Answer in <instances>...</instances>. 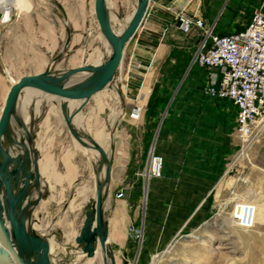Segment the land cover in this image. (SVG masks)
<instances>
[{"label":"crops","instance_id":"crops-1","mask_svg":"<svg viewBox=\"0 0 264 264\" xmlns=\"http://www.w3.org/2000/svg\"><path fill=\"white\" fill-rule=\"evenodd\" d=\"M22 2H28L23 9L28 10L30 0ZM172 6H187L190 13L208 25L216 22L218 31L229 33L243 28L253 11L245 21L240 20L241 12L254 6L264 9V0H151L141 27L126 46L115 77L114 86L119 87L120 96L111 89L115 104L119 103V115L120 98L124 104L119 120L124 127L119 130L117 126L111 143L113 165H119V173L112 175L104 206L108 243L117 261V252L128 260L140 251L141 263H146L147 258L171 246L212 195L240 148L235 103L204 91L207 70L195 62L202 31L194 26L184 32ZM45 8L20 12L12 24L0 28V55L4 52L5 66L12 65L13 52L32 50L34 69L18 79L43 72L51 65L53 68L61 53L68 50L77 51L76 62L70 67L81 66L79 51L85 50L97 26L101 30L95 0H50L45 2ZM7 72L10 73L8 69ZM18 79L5 76L0 65V116L10 80ZM153 114L160 117L150 140ZM116 119L111 118L109 132L100 131L109 139ZM151 146L163 156V173L143 182L139 172L147 165ZM9 150L12 156L19 154ZM39 164L40 190L48 196L50 186L40 161ZM120 191L123 197L116 196ZM37 194L32 187V200ZM45 199L36 205L32 226L50 241L52 252V239L41 224L39 210ZM37 220L42 230L34 224ZM132 226L141 230L138 236L132 233Z\"/></svg>","mask_w":264,"mask_h":264},{"label":"rangeland","instance_id":"rangeland-1","mask_svg":"<svg viewBox=\"0 0 264 264\" xmlns=\"http://www.w3.org/2000/svg\"><path fill=\"white\" fill-rule=\"evenodd\" d=\"M46 1L50 0H30L29 9L19 12L46 9ZM110 2L121 17H129L137 6V0ZM255 8L241 12L240 20H247ZM101 37L102 30L97 26L85 50L79 51V63L89 64L97 58L104 48ZM13 53L11 66L2 63L4 52L0 55V65L5 76H8V69L9 75L18 79L22 73L34 69L32 50ZM76 54V50L62 52L53 69L70 67L76 62ZM38 100L42 106L37 115L38 107L35 104ZM114 100L111 89L107 88L92 96L84 106L80 119L82 126L93 138L100 131H110L113 116L110 113L119 108V103L115 104ZM26 109H31L30 116L36 123L32 141L38 149L42 172L50 186L48 196L40 204L39 210L42 215L41 224L52 239L53 264H104L103 255L90 260L75 240L83 225L85 207L90 198L95 197L96 169L100 158L94 154L91 156L86 146L74 138L56 99L47 100V95L39 93L21 110L24 112ZM152 117L150 140L160 116L153 114ZM123 127L124 123L120 121L119 130ZM102 146L111 148V139H105ZM238 154L230 162L229 171L202 209L184 227L175 242L159 252L157 264H264V224L254 219L257 223L253 227H239L234 216L236 209L241 207L236 208L237 203L242 204L244 210L247 202L256 201L259 197L264 200V129L258 142L248 150L245 157ZM118 171L119 165L114 164L113 175H117ZM241 199L244 202H238ZM35 224L42 230L40 223ZM117 253L118 264H151L154 259L152 256L147 258L146 263H141L140 251L134 252L128 260Z\"/></svg>","mask_w":264,"mask_h":264},{"label":"water","instance_id":"water-1","mask_svg":"<svg viewBox=\"0 0 264 264\" xmlns=\"http://www.w3.org/2000/svg\"><path fill=\"white\" fill-rule=\"evenodd\" d=\"M150 2L151 0H137L136 10L128 24L121 33H117L108 15L107 0H95L98 23L112 46L110 56L99 65L89 63L62 71L53 69L51 65L43 72L21 76L11 85L0 116V264H53L50 241L32 226L36 205L47 198V195L40 190L39 154L35 145L32 147V134L29 131L26 133V139L31 146L23 137L16 140L11 133V123L13 118H16L20 91L23 88H31L56 99L68 129L82 146H87V142L72 125L73 116L68 115L66 100H85L77 108L76 113H78L95 93L111 83L121 67L127 44L146 17ZM84 70L89 71L85 78L68 84L72 74ZM88 138L101 152V161H108L106 149L92 136ZM5 142L21 145L23 150L12 156L9 146L8 149L5 147ZM10 165H13L11 169ZM111 175L112 165L107 171V181ZM96 181L95 197L90 198L85 207L83 225L75 240L89 258L96 256L99 243L104 252V264H118L117 255L108 243V227L105 219L104 206L109 187L104 189L106 182L102 183L98 177ZM32 187L38 190L33 200Z\"/></svg>","mask_w":264,"mask_h":264},{"label":"built area","instance_id":"built-area-1","mask_svg":"<svg viewBox=\"0 0 264 264\" xmlns=\"http://www.w3.org/2000/svg\"><path fill=\"white\" fill-rule=\"evenodd\" d=\"M171 8L176 13V18L184 32H190L194 26L202 31L195 62L207 70L205 93L216 99L231 100L237 107V132L240 140L238 156H240L258 142L264 129L263 6L253 10L243 28L229 33L218 31L216 22L208 25L203 18L190 13L187 6ZM19 13L14 0H0V28L12 24ZM163 165V156L151 146L147 155V165L139 172V176L143 182L151 177H160L163 173ZM228 171L229 167L225 175ZM116 196L123 197L124 192L120 191ZM240 206V213H243L242 204ZM249 206L253 211L254 206ZM237 217L239 227L249 228L254 224L253 215L244 214ZM130 229L136 236L141 233L139 228L132 226ZM156 254L158 255L159 252Z\"/></svg>","mask_w":264,"mask_h":264},{"label":"bare ground","instance_id":"bare-ground-1","mask_svg":"<svg viewBox=\"0 0 264 264\" xmlns=\"http://www.w3.org/2000/svg\"><path fill=\"white\" fill-rule=\"evenodd\" d=\"M23 2H22V0H14V4H15V6L17 8V11H21V10L25 9L26 6L28 5V2H25V3H23ZM107 5H108V15L112 19L113 27H114V29H115V31L117 33H121L124 30V28L126 27V25L128 24V22H129L130 18L132 17L134 11L136 10V8H135L133 13L129 17H121L113 9V6H112L110 0H107ZM102 40H103L104 48L98 53L97 58L94 61H92L91 64H94V65L101 64L102 62H104L110 56V54L112 52V46H111L110 42L107 40V38L105 37L103 31H102ZM88 74H89L88 70H84L82 72H78V73L72 74L70 76L68 84H72V83H74L76 81H79V80L85 78ZM8 75H9V73H8ZM9 77H10V75H9ZM115 80H116V78H114L111 81V83L107 87H105L104 89H107V88L113 89L116 92V94L118 96H120L119 87L117 85L114 86ZM14 82H17V81L10 80L11 85ZM102 90H100V91H102ZM100 91H98V92H100ZM36 94H39V92L36 91L35 89H31V88H23L20 91V94H19V97H18L17 106H16V118H13L12 123H11V133H12L13 137L16 140H20V138L23 137V139L28 143L29 146H31V145L26 139V133H27V131H29L32 134V137H33L34 134H35V130H36V123H34V121L32 120V117L30 116V110L31 109L30 110L26 109V110H24V112H22L21 109H22V107L25 106V104L27 102H29L30 100L34 99ZM52 99H53L52 97L47 95V100H52ZM120 100L122 102V106H121V109H120V115H119L118 111H116L115 113L112 114L113 115L112 116V120L113 121L116 119L117 115H118V117H117L116 121L114 122L113 128L111 129V137H110L111 143L114 142L117 126H118L119 120L122 117V114H123V111H124V109H123L124 108V104H123L122 98H120ZM84 101L85 100H66V102L68 104V115L69 116H73L72 125L78 130V133L80 134V136H82V138H84V140L87 142V146L85 147L86 151H88L91 156H92V154H94V155H97L100 158V160L98 161V165H97L96 171H97V177L99 178V180L102 183L106 182L105 186H104V189H105V188L109 187V184H110V182L112 180V175L113 174L111 175L109 181H107L106 179H107V171H108L109 167L111 165H113L114 150H113L112 147L107 149L106 152L108 154V161H103V160L101 161V158H102L101 152L98 149L95 148V146L93 145L91 140L88 138V137H91L90 134L82 126V122H81V119H80V117L82 116V110H80V111H78V113H76L77 108H79ZM118 101H119V99H117V102ZM35 105L38 107V110L36 112L37 115H38V113L40 112V108H41L42 104L38 100V103H36ZM94 138L101 145H103L104 142H105V139H107V136L103 132H99L98 134L94 135ZM5 145L9 146V148L11 150H13V151L21 152L23 150V147L21 145H16L14 143L5 142ZM33 146H34V142L32 141V147ZM36 149H37V147H36ZM247 153H248V149L245 150L240 155V157H245L247 155ZM38 159L40 161V157H38ZM39 167H40V164H39ZM40 171H41V169H40ZM95 187H97V181H96ZM255 200L256 201H251V202H247L246 203L247 204V205H245L246 208L241 211L243 213H240V209H236V211L234 213V216H236V222H235L236 225H237V220H238L237 216L238 215H244V214L253 215L254 219H258V220H260L262 222V224H264V200H260V197L258 199H255ZM237 204H236V208H238L237 206L241 205L240 203L238 205ZM249 205H253L254 206L253 211H252V208H250ZM37 222H38V220L35 223H37ZM255 223H257V222L254 221L253 226L255 225ZM0 246H1V244H0ZM50 251H51V244H50ZM100 254L103 255V257H104V252L102 251V249L100 248V244L98 243L96 256L90 257V260H94ZM51 257H52V252H51ZM156 257H157V254H155V256L153 257L154 259H153L151 264H157L158 263V261L156 260ZM108 260H110V259H108Z\"/></svg>","mask_w":264,"mask_h":264}]
</instances>
